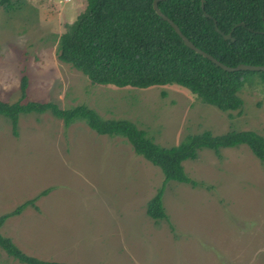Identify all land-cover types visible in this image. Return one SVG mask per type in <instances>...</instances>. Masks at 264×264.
<instances>
[{
  "label": "rangeland",
  "instance_id": "obj_1",
  "mask_svg": "<svg viewBox=\"0 0 264 264\" xmlns=\"http://www.w3.org/2000/svg\"><path fill=\"white\" fill-rule=\"evenodd\" d=\"M86 0H0V100L26 97L62 107L85 104L103 119H125L160 147L252 131L264 137V82L243 86L241 109L220 111L178 84L149 89L91 85L58 57V39ZM258 76V75H257ZM261 77V76H259ZM255 80H260L256 78ZM123 138L51 113L21 114L18 135L0 116V233L24 253L78 264H264V164L246 146L202 150L183 163L196 187L168 181L169 222L146 214L162 185L158 167ZM173 226L171 227L170 224ZM0 264H21L0 249Z\"/></svg>",
  "mask_w": 264,
  "mask_h": 264
},
{
  "label": "trees",
  "instance_id": "obj_2",
  "mask_svg": "<svg viewBox=\"0 0 264 264\" xmlns=\"http://www.w3.org/2000/svg\"><path fill=\"white\" fill-rule=\"evenodd\" d=\"M152 2L86 0L83 10L59 36V59L80 71L94 86L147 90L178 84L220 111L241 109L239 93L243 86L263 83L264 71L220 69L187 47L170 23L154 10ZM158 6L195 46L224 65L264 64V0H203V7L201 0H161ZM214 23L222 33L230 32L232 40L224 39ZM25 88L26 77L22 76L18 98L11 103L0 100V116L11 135H18L21 114L51 113L66 129L80 122L100 136L125 139L135 155L158 167L164 176L162 185L146 203V214L156 223L169 222L162 199L166 182H184L192 187L200 184L183 167L185 161H196L200 151L209 150L219 157L221 149L246 146L264 164V137L256 132L229 131L212 136L203 131L177 146L160 147L131 121L103 119L85 104L62 107L55 101L28 100ZM48 193L49 189L42 190L1 214L0 226L28 204L38 208L35 200ZM0 249L21 264H78L28 255L1 233Z\"/></svg>",
  "mask_w": 264,
  "mask_h": 264
},
{
  "label": "water",
  "instance_id": "obj_3",
  "mask_svg": "<svg viewBox=\"0 0 264 264\" xmlns=\"http://www.w3.org/2000/svg\"><path fill=\"white\" fill-rule=\"evenodd\" d=\"M161 0H153L152 5L154 10L164 19H166L171 27L175 30V32L180 36V38L182 39L183 43L189 47L190 49L194 50L196 53L201 54L203 57L207 58L210 62H212L214 65H216L217 67H219L220 69L227 71V72H232V71H237V70H250V71H264V64L263 65H255V64H244V63H239L236 66H226L223 63H221L220 61H218L217 59H215L213 56H211L210 54L204 52L202 49L198 48L197 46H195L192 41H190L180 30V28L178 27L177 23L175 21H173L169 16H167L158 6V2ZM201 6L203 7V0H201ZM205 15H207L206 12H204ZM241 25H243V23H241ZM214 29L220 34L222 35V37L224 39L227 38H231L230 36V32L224 34L221 31H219L217 29V27L215 26L214 23Z\"/></svg>",
  "mask_w": 264,
  "mask_h": 264
}]
</instances>
